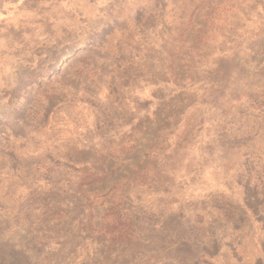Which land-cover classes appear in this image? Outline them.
<instances>
[{"label":"rangeland","instance_id":"1","mask_svg":"<svg viewBox=\"0 0 264 264\" xmlns=\"http://www.w3.org/2000/svg\"><path fill=\"white\" fill-rule=\"evenodd\" d=\"M0 264H264V0H0Z\"/></svg>","mask_w":264,"mask_h":264}]
</instances>
